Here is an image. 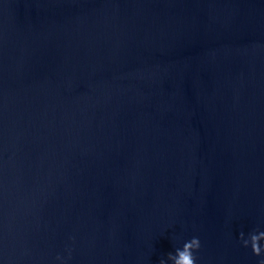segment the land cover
<instances>
[{
  "label": "water",
  "instance_id": "95a60500",
  "mask_svg": "<svg viewBox=\"0 0 264 264\" xmlns=\"http://www.w3.org/2000/svg\"><path fill=\"white\" fill-rule=\"evenodd\" d=\"M264 0H0V264H261ZM59 257V259H58Z\"/></svg>",
  "mask_w": 264,
  "mask_h": 264
},
{
  "label": "clouds",
  "instance_id": "9594fccd",
  "mask_svg": "<svg viewBox=\"0 0 264 264\" xmlns=\"http://www.w3.org/2000/svg\"><path fill=\"white\" fill-rule=\"evenodd\" d=\"M240 239L243 240L244 247L251 246L252 252L255 256H261L262 247L260 242L264 241V232L250 234L249 239L247 240H245L243 234H241ZM199 248V239L194 237L183 244L182 250L177 249L175 255L171 253L168 254V260L171 261L172 264H196V258L193 253L198 251ZM160 264H165V262L161 260ZM261 264H264V261H261Z\"/></svg>",
  "mask_w": 264,
  "mask_h": 264
}]
</instances>
